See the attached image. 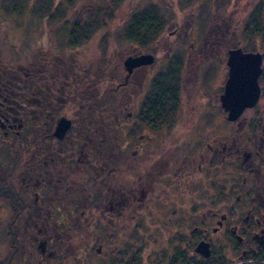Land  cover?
Returning a JSON list of instances; mask_svg holds the SVG:
<instances>
[{
    "label": "flooded vegetation",
    "instance_id": "af4514ba",
    "mask_svg": "<svg viewBox=\"0 0 264 264\" xmlns=\"http://www.w3.org/2000/svg\"><path fill=\"white\" fill-rule=\"evenodd\" d=\"M75 26L0 75V264H264V91L234 121L220 102L228 52L255 51L179 32L190 50L160 61L125 23L109 60L107 24Z\"/></svg>",
    "mask_w": 264,
    "mask_h": 264
},
{
    "label": "rangeland",
    "instance_id": "374dc122",
    "mask_svg": "<svg viewBox=\"0 0 264 264\" xmlns=\"http://www.w3.org/2000/svg\"><path fill=\"white\" fill-rule=\"evenodd\" d=\"M256 1L258 2V0H124L114 12V21L109 22L107 20L104 22L107 24L110 34L108 38L109 60L117 59L121 55L123 56L128 50V46L119 47L115 41L120 39L118 34L119 28L126 23L128 17L133 13H136L133 15V18L137 21V29L142 38H149L152 34V30L150 31L146 27H143L144 25H150L152 19L157 20L159 18L164 22L162 34L158 36L159 41L156 42L159 48L157 53L160 61H162L161 56H164L166 52L172 56H182L186 55L190 50L188 42L185 44L173 43V41L178 39L179 32L182 34L181 39H195L199 41V38L202 39L206 36L213 38L216 32L219 33L224 29L226 34L225 39L231 40L229 43H232V41L236 44L239 43L245 51H250V47H254V51L260 53L263 58V39H251L249 42L244 39L242 32L244 22L249 17L250 11L256 4ZM94 2L82 0L77 5L74 4L69 11L75 17L79 13L85 12V16L83 15L82 18L86 19V13L89 10L91 12L93 10H100L101 8V10L103 9V13H105L106 11L104 10L110 3L109 0ZM15 3L19 4V10L16 14H13V4ZM42 7H45L47 11L59 9L66 11L67 9L65 0H0V29L4 30L7 34L5 37L0 31V75H6L10 71L14 72V68L12 69L14 66L9 65L22 64L21 58L26 54V51L25 53L23 52L25 48H30L35 53V47L43 45L42 47L47 46V48H50L51 44L60 42L62 38L61 34L55 33L58 29H54L56 26L52 24L53 22H48L47 15L43 12L44 9ZM40 8L42 10H40L39 15L36 11ZM149 11L154 14H151ZM68 14L69 12H65L63 16ZM54 18L57 23L61 17H58L57 20L56 16ZM74 19L71 16L68 23L72 25ZM175 29L178 31V34L171 35ZM155 33L157 35V31ZM219 38H221L220 35ZM49 39H51L52 43L49 42ZM100 42L101 40L94 41L89 46V52H86L89 59H94L95 53L98 52L97 46L100 45ZM11 45L15 47L11 48ZM35 55H31L30 60H33ZM160 71L162 72L158 68L156 73ZM162 75L164 77L163 82H165L164 87L167 88L170 86L169 84L173 80L174 74L166 72ZM110 76L111 78H117L116 70H112ZM184 78L185 74L181 73V80ZM199 80L200 85H197L195 80L193 81V88L195 90L197 86H203L206 90L210 88V86L204 83L202 76ZM259 85L261 90L264 91V82ZM186 88L189 87L186 86ZM261 112H264V92L258 109L249 112L246 116L248 119L253 120L256 117L260 118L259 113Z\"/></svg>",
    "mask_w": 264,
    "mask_h": 264
},
{
    "label": "trees",
    "instance_id": "16d2710c",
    "mask_svg": "<svg viewBox=\"0 0 264 264\" xmlns=\"http://www.w3.org/2000/svg\"><path fill=\"white\" fill-rule=\"evenodd\" d=\"M94 1H99V0H90L91 3H95ZM100 1L102 2V0ZM123 1L124 0H109L110 3L108 4V7H106V9L104 10L106 11L105 13H103V9L101 10V8L100 10H93L91 12L89 10L86 13V16H87L86 19L82 18L83 15L85 16V12L79 13V15L75 17L69 11L72 9L71 7L74 6V4L77 5L78 3L82 2V0H65L66 6H67L66 11H61L60 9H59L60 11L59 10L47 11L45 7H42V8L44 9L43 12L46 13L47 15L48 22L49 23L53 22L52 24H55L56 26L54 29L56 28L58 29L55 32L56 34H64V33L66 34L70 26L68 22H70V17L72 16V18H75L73 25L76 24V26L74 27L75 32L73 35H70V38L87 39L90 37L92 33L96 32V29H99L100 23H104L107 20L109 22L114 21L113 20L114 12ZM18 5L19 4L17 3L13 4V14H16V12H18L19 10ZM42 8L37 9L36 13L40 15V10H42ZM65 12L67 13L69 12V14L66 16H63ZM149 12L151 14H154L151 11ZM133 14H136V13H133ZM55 16H56V20L58 17H61L60 19H58L57 23L54 20ZM126 23L128 25L134 24L135 27L137 28V21L136 19L133 18L132 14L130 15L129 19L126 20ZM78 25H80V27ZM163 25H164V22L161 19L157 18V20L152 19V22L150 25H144L143 27H146L150 31L152 30V32L157 31L156 37H158L160 32L162 31ZM242 32L244 35V39L249 42L251 41V39L255 40L256 38H259V39L262 38L264 41V0H258V2L256 1V4L250 11L249 17L244 22ZM249 50L254 51L255 48L250 47ZM263 59H264V56H263ZM109 82H110V87L114 88V86L116 85V78L115 77L111 78L110 73H109ZM262 82H264V69H263V73L260 78V83Z\"/></svg>",
    "mask_w": 264,
    "mask_h": 264
},
{
    "label": "water",
    "instance_id": "95a60500",
    "mask_svg": "<svg viewBox=\"0 0 264 264\" xmlns=\"http://www.w3.org/2000/svg\"><path fill=\"white\" fill-rule=\"evenodd\" d=\"M151 59L150 56L128 59L125 65L129 71L150 63ZM261 65L262 55L258 52H243L241 48L228 52V78L220 98L227 120L238 119L246 109L253 108L258 102L261 90L258 81L262 73ZM63 129L65 132L67 124Z\"/></svg>",
    "mask_w": 264,
    "mask_h": 264
},
{
    "label": "bare ground",
    "instance_id": "6f19581e",
    "mask_svg": "<svg viewBox=\"0 0 264 264\" xmlns=\"http://www.w3.org/2000/svg\"><path fill=\"white\" fill-rule=\"evenodd\" d=\"M15 46L14 45H11V48H14ZM25 49H30V48H25ZM9 53H10V50H9Z\"/></svg>",
    "mask_w": 264,
    "mask_h": 264
}]
</instances>
